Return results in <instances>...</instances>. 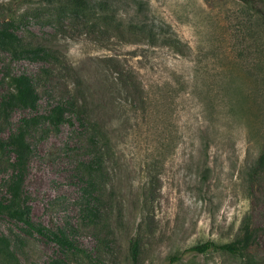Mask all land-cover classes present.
Returning a JSON list of instances; mask_svg holds the SVG:
<instances>
[{
  "label": "rangeland",
  "instance_id": "rangeland-1",
  "mask_svg": "<svg viewBox=\"0 0 264 264\" xmlns=\"http://www.w3.org/2000/svg\"><path fill=\"white\" fill-rule=\"evenodd\" d=\"M99 1L97 19L0 0V20L15 12L22 39L55 54L0 49V103L10 73L39 93L37 110H0V137L71 102L69 121L28 136L24 197L92 254L66 255L3 211L0 264H264V0ZM12 160L0 152L5 202ZM207 239L243 249L187 251Z\"/></svg>",
  "mask_w": 264,
  "mask_h": 264
},
{
  "label": "trees",
  "instance_id": "trees-1",
  "mask_svg": "<svg viewBox=\"0 0 264 264\" xmlns=\"http://www.w3.org/2000/svg\"><path fill=\"white\" fill-rule=\"evenodd\" d=\"M41 4L48 7L57 8L60 13L68 12L72 14H84L92 18H100L106 13V9L99 0H40ZM249 2L250 0H243ZM10 18L0 20V49L14 55H33L36 59L51 61L55 57L51 47L25 41L15 28V12L10 14ZM138 27H144L143 22L137 23ZM9 91L3 96L0 103V110L5 111L14 106H23L32 110H37L39 104V93L36 86V79L27 72L9 74ZM73 105V102H72ZM71 107L70 101H60L51 107L47 113H34L23 117L17 129L7 138L0 137V152L6 149L13 153L12 175L7 184L8 202L0 200V215L3 211L22 221L30 229L42 237L54 242L58 248L66 255L72 254L81 256L84 259L91 258L92 254L82 247L76 237L74 227L59 226L57 229L36 222L31 213V207L24 197V177L27 170L29 156L32 146L28 141V136L32 130L41 123H50L52 126L60 127L65 121H69L66 113ZM87 171V170H86ZM88 172V171H87ZM90 172V170H89ZM210 249H219L234 254L241 253L243 246L239 240L219 242L212 239L199 241L187 248V251L198 253L206 252ZM139 245L135 242L132 247L133 257L138 255ZM10 250L5 238L0 237V253H8ZM178 259L177 255L171 257V263Z\"/></svg>",
  "mask_w": 264,
  "mask_h": 264
}]
</instances>
